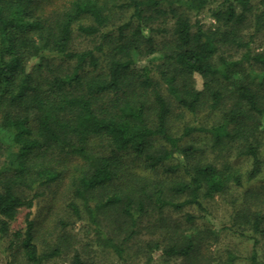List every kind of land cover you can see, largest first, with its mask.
I'll return each instance as SVG.
<instances>
[{
  "label": "trees",
  "instance_id": "obj_1",
  "mask_svg": "<svg viewBox=\"0 0 264 264\" xmlns=\"http://www.w3.org/2000/svg\"><path fill=\"white\" fill-rule=\"evenodd\" d=\"M206 7L213 26L196 16ZM115 14L128 16L115 25ZM74 33L94 43L72 48ZM155 53L158 62L138 65ZM172 106L191 115L207 108L219 117L186 124L177 135ZM262 131L264 0H0V133H9L12 155L0 163V239L9 235L6 249L17 250L25 264L59 253L38 251L32 218L38 188L69 176L78 201L71 212L78 219L83 213L99 236L108 225L112 233L102 238L121 256L143 217L154 212L163 222L168 207L203 210V199L241 184L238 169L205 161L200 148L181 143L184 137L202 133L210 151L249 157L245 176L253 180L262 172ZM5 149L0 140V156ZM135 160L181 177L169 184L148 179L128 167ZM178 196L183 200L174 201ZM22 208L23 227L10 232ZM243 218L264 236L263 215ZM215 234L179 235L162 253L183 264H212L200 255ZM69 264L98 263L74 252Z\"/></svg>",
  "mask_w": 264,
  "mask_h": 264
},
{
  "label": "rangeland",
  "instance_id": "obj_2",
  "mask_svg": "<svg viewBox=\"0 0 264 264\" xmlns=\"http://www.w3.org/2000/svg\"><path fill=\"white\" fill-rule=\"evenodd\" d=\"M63 1L56 0L57 4ZM256 2L257 0H253V3ZM127 16L128 14L123 17L115 14L112 22L118 25ZM194 16L191 14L192 19ZM196 16L205 27L215 25L209 7L203 9ZM246 26L245 32L250 29L251 25L246 22ZM93 43V39L84 38L74 33L71 47L80 50L89 48ZM148 61L158 62L159 54L139 57L138 65L141 66ZM195 83L197 88L201 86V79L198 76L195 77ZM218 117L219 113L209 114L207 108L200 109L196 115H191L172 106L171 131L179 135L186 124L208 125ZM8 134V132L0 133V140L7 148L0 156V163L3 159L12 156L8 149L10 142ZM259 139L258 150L262 161V172L255 179L247 180L245 174L251 167L249 157L236 155L234 151L223 153L210 151L208 138L202 133H193L189 137H184L181 143L193 144L200 148L199 150L204 152L205 161H209L219 168L226 163L238 169L243 176L241 184H230L223 192L203 199L201 201L203 210L194 205H185L179 210L168 207L163 211L165 217L163 222L154 212L143 217L139 222L136 234L124 245L121 256L108 247L102 238V236L112 233L108 225L100 227L99 230L102 234L99 236L95 227L87 221L83 213L82 218L78 219L71 212L70 204L78 201L73 196L69 176L66 175L48 187L38 188L37 193L40 196L35 200L32 208L38 251L48 252L54 247L59 250L57 255L45 260L42 264H69L74 252H79L83 258L91 259L98 264H183V260L180 258L165 256L162 249L171 241H180V236L203 233L207 229L215 230L216 234L214 237L205 239L202 244L201 259L208 260L212 264H264V236L254 234L250 218H243L247 212L264 216V196L260 191L264 177V131L259 134ZM158 143L160 144V142ZM128 167L139 175L165 184L181 177L179 172L175 174L164 172V167L155 171L146 169L140 160L130 162ZM116 186H119L118 182L113 186L114 188H111L116 189ZM112 192L111 190L107 191V193ZM183 198V196H178L174 198V201L180 202ZM25 212L26 209H20L14 221L10 223V232L23 227ZM188 216L193 219L188 220ZM262 227L264 228V222ZM254 238L258 240V243L255 247V261H252ZM8 239L9 235L0 239V264H25L17 250L6 249ZM148 245H152L151 248L147 247Z\"/></svg>",
  "mask_w": 264,
  "mask_h": 264
}]
</instances>
